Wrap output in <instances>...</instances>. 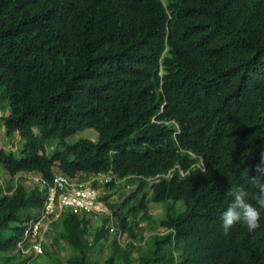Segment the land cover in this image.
I'll use <instances>...</instances> for the list:
<instances>
[{"label":"trees","instance_id":"trees-1","mask_svg":"<svg viewBox=\"0 0 264 264\" xmlns=\"http://www.w3.org/2000/svg\"><path fill=\"white\" fill-rule=\"evenodd\" d=\"M0 101V264L29 260L17 243L47 187L25 173L56 170L116 174L93 185L128 240L63 208L37 255L52 264H101L93 244L104 264H264V217L220 222L227 189L264 165V0H0ZM86 127L96 140L66 141Z\"/></svg>","mask_w":264,"mask_h":264},{"label":"built area","instance_id":"built-area-1","mask_svg":"<svg viewBox=\"0 0 264 264\" xmlns=\"http://www.w3.org/2000/svg\"><path fill=\"white\" fill-rule=\"evenodd\" d=\"M32 179L47 187L44 201L37 212L30 218L25 227L22 238L18 241L17 247L23 255L29 256V261L43 252L44 234L63 208L74 210H85L95 215L106 214L109 217V233L121 239V231L117 227V222L113 213L108 208L100 196L104 191L94 186V182L104 184L110 180L120 179L112 171L88 174L86 179H82L80 174L74 176L66 175L60 171H55L51 181L40 176H33Z\"/></svg>","mask_w":264,"mask_h":264},{"label":"clouds","instance_id":"clouds-1","mask_svg":"<svg viewBox=\"0 0 264 264\" xmlns=\"http://www.w3.org/2000/svg\"><path fill=\"white\" fill-rule=\"evenodd\" d=\"M257 169L258 174L250 177V180L253 182L251 187L243 180H240L233 183L227 189V195L230 197V200L227 206L220 212V222L223 232L228 233L238 223L246 226L249 232L254 231L260 226L261 218L264 217V165H257ZM201 172H208V170L203 166Z\"/></svg>","mask_w":264,"mask_h":264},{"label":"rangeland","instance_id":"rangeland-1","mask_svg":"<svg viewBox=\"0 0 264 264\" xmlns=\"http://www.w3.org/2000/svg\"><path fill=\"white\" fill-rule=\"evenodd\" d=\"M0 105H1V101H0ZM8 110L9 109L7 107L5 109H0V114H6V113H8ZM4 130L5 129H3V128L0 129V147H7V137L4 135ZM97 137H98V133L93 127H86V128L81 129V130H77L74 134L68 136L66 138V141L70 143V142L76 141L80 138H89L91 140H96ZM52 147H54V145L49 146L47 148V150L49 151L50 149H52ZM5 149H7V148H5ZM56 171H58V170H56ZM25 175L29 176V177H33V175H31L30 173H25ZM32 183H33L32 178H31V181H25V184L27 186L32 185ZM131 189H132V187H129V186H125V187H122L121 189H117L113 192V194H112L113 197H111V198H113V201L115 200L116 202H119V201L123 200V198L126 196V194ZM105 193H106V191L104 190V194ZM148 210H149L150 214L152 215L151 219H153V220L154 219L157 220L164 215V212L161 209L160 203L150 202L148 205ZM99 216H101V215H99ZM99 216L97 217L98 218L97 222H99ZM148 220H150V219H146V220L142 221L141 224L142 225L146 224V222ZM55 229L56 228H48V230H47L48 232L46 233V235L44 234V240L48 244V250L51 249V246H49L50 242L52 241L53 237L56 236ZM134 231L137 232L138 229L135 228ZM121 234L122 235H121L120 241L122 242L121 245L123 246L126 243V240H128V236L126 233L121 232ZM144 235H148V232L144 231ZM135 244H137V243H135ZM68 250H69L68 247H66V249H63V250L60 249L59 252L61 255H64L65 253H67ZM106 252H107L106 246H102V248H101V246H99L97 244L96 245L93 244L92 247H90V249L87 251V255H86L87 260L89 261V263H93L94 260H98L101 264H104L105 260H106V254H107ZM134 253H136V252H134ZM34 260L38 264H52L51 259L46 254L37 256ZM64 263L67 264L66 262H64ZM132 264H137V263L133 262Z\"/></svg>","mask_w":264,"mask_h":264},{"label":"crops","instance_id":"crops-1","mask_svg":"<svg viewBox=\"0 0 264 264\" xmlns=\"http://www.w3.org/2000/svg\"><path fill=\"white\" fill-rule=\"evenodd\" d=\"M2 128L4 129V127H1L0 129H2ZM0 170H2L1 166H0ZM27 177H29V176H27ZM29 178H31V177H29ZM86 178H87V176H86ZM3 181H4V177L0 174V183H3Z\"/></svg>","mask_w":264,"mask_h":264}]
</instances>
